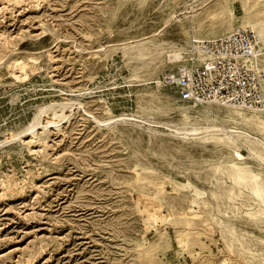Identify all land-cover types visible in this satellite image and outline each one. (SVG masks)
Returning a JSON list of instances; mask_svg holds the SVG:
<instances>
[{"label": "rangeland", "instance_id": "rangeland-1", "mask_svg": "<svg viewBox=\"0 0 264 264\" xmlns=\"http://www.w3.org/2000/svg\"><path fill=\"white\" fill-rule=\"evenodd\" d=\"M241 27L264 72V0H0V264H264V112L156 88Z\"/></svg>", "mask_w": 264, "mask_h": 264}, {"label": "built area", "instance_id": "built-area-1", "mask_svg": "<svg viewBox=\"0 0 264 264\" xmlns=\"http://www.w3.org/2000/svg\"><path fill=\"white\" fill-rule=\"evenodd\" d=\"M187 61L161 78L189 104L264 111L261 43L249 29L192 42Z\"/></svg>", "mask_w": 264, "mask_h": 264}, {"label": "bare ground", "instance_id": "bare-ground-1", "mask_svg": "<svg viewBox=\"0 0 264 264\" xmlns=\"http://www.w3.org/2000/svg\"><path fill=\"white\" fill-rule=\"evenodd\" d=\"M23 2V1H22ZM193 10V12L192 13H186V12H184L183 14H181V16H184L186 19H188L189 17V15L191 14L192 16V18H196V16H197V11H195V9H192ZM177 17L179 18V16H174V19L175 20H177ZM190 17V18H191ZM184 19V18H183ZM174 20V21H175ZM174 21H172V22H174ZM242 28V27H241ZM245 29V28H244ZM230 31H235V30H233V28L230 30ZM160 35V34H159ZM258 36V35H257ZM154 37H156V36H154ZM157 38V37H156ZM154 39V38H153ZM196 40V42H198V41H202V40H199V39H201V38H197L196 36H193V37H191V40H192V42H193V40ZM260 40V39H259ZM260 43H261V41H260ZM264 43V42H263ZM6 45V44H5ZM191 47H192V43H191V45H190V48H189V50H188V48H186V50L185 49H179V50H174V51H172L170 54H171V61L173 62V63H175V65L176 64H178L177 66H179V65H181V64H183V63H185L186 61H187V59H188V57L192 54V51H191ZM187 50H188V52H187ZM261 52V51H260ZM11 54V53H10ZM8 57V56H7ZM262 57H263V55H262V53H261V57H260V59H261V61H262ZM5 58V57H4ZM3 61V60H2ZM27 61V60H26ZM26 64V63H25ZM22 65H24V64H22ZM176 69V68H175ZM160 83H162L163 84V81H162V79H161V81H156V88H158V89H162L163 87L162 86H164L165 88H168V89H170V90H173L176 94V96H177V98H178V100L180 101V102H183V103H186V102H184V101H182L180 98H179V96H178V94H177V92H176V90L175 89H173V88H169V87H166L164 84L163 85H161ZM263 90H264V85H263ZM71 104V103H70ZM70 104H68V103H65V104H61V105H51V106H49V107H45V108H43V109H41L40 111H39V113H38V115L36 116V118L34 119V121H33V123L25 130V132L23 133V134H35V131L37 130V128H38V126H40V125H42V122H41V119H42V115H44L49 109H51V108H53V107H56V108H59V107H64V108H67V107H69L70 106ZM189 104V103H188ZM210 105L211 104H215V103H209ZM72 105H74V104H72ZM191 105H193V106H196V107H198L199 108V106H201V105H196V104H191ZM207 105V104H206ZM75 106V105H74ZM212 106H223V105H220V104H216V105H212ZM223 107H225V108H229V107H226V106H223ZM61 109V108H60ZM230 109H232V108H230ZM233 110H236V109H233ZM241 111H247V110H241ZM240 111V112H241ZM249 111H253V112H264V111H260V110H249ZM126 118V117H125ZM125 120V119H124ZM160 126V125H159ZM162 127V126H161ZM168 128H170L173 132H175L177 135H179V136H182V137H185V138H187V137H190V136H192L194 133H196V132H199V130L197 129V128H192V129H185V130H180V129H177V128H171L170 126H167ZM166 127V128H167ZM49 130V129H48ZM206 131V130H205ZM221 130H219V129H215L213 132H220ZM240 134L242 133L241 131L239 132ZM198 134V133H197ZM261 143V142H260ZM262 146H264V144L262 143L261 144ZM238 156L240 157V155L238 154Z\"/></svg>", "mask_w": 264, "mask_h": 264}]
</instances>
